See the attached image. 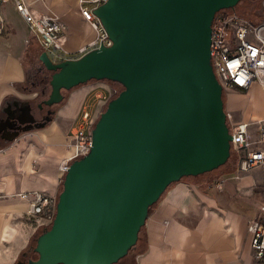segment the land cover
<instances>
[{
  "label": "water",
  "instance_id": "1",
  "mask_svg": "<svg viewBox=\"0 0 264 264\" xmlns=\"http://www.w3.org/2000/svg\"><path fill=\"white\" fill-rule=\"evenodd\" d=\"M239 1L106 0L92 12L110 46L56 63L39 53L50 71L47 106L91 80L122 88L97 117L89 152L69 163L54 218L36 237L38 258L30 264L119 262L171 184L227 161L231 136L210 32L215 14ZM17 103V113L0 119L6 142L52 120L32 125L30 104Z\"/></svg>",
  "mask_w": 264,
  "mask_h": 264
},
{
  "label": "crops",
  "instance_id": "2",
  "mask_svg": "<svg viewBox=\"0 0 264 264\" xmlns=\"http://www.w3.org/2000/svg\"><path fill=\"white\" fill-rule=\"evenodd\" d=\"M26 2L33 11L49 13L60 21L61 46L67 57H76V52L95 38L96 31L80 14L79 0ZM3 8L1 37L8 30L6 36L12 40L0 41V117L1 113L7 115L3 107L9 109V103L13 109L19 106L17 101L30 104L46 95L48 88L43 80L48 72H40L38 67L42 50L36 37L13 5L21 22L17 23L18 35L12 25H4ZM34 73L40 80L35 85L31 83ZM89 89L79 92V103ZM254 89L263 91L253 84L247 91L227 93L231 99L227 109L234 119L252 122V141L254 129L258 128L254 122L264 117V111L253 120L245 112L240 117L234 111L248 104ZM79 103L46 126L21 133L12 142L0 143V264H12L17 253L43 227L41 220L27 214L28 200L19 194L40 191L57 199L64 175L58 166L69 154L64 131L76 116ZM245 154L246 151L233 152L219 172L173 183L145 221L144 252L128 254L116 264H251L253 249L247 226L261 215L264 167L240 171L238 162Z\"/></svg>",
  "mask_w": 264,
  "mask_h": 264
},
{
  "label": "built area",
  "instance_id": "3",
  "mask_svg": "<svg viewBox=\"0 0 264 264\" xmlns=\"http://www.w3.org/2000/svg\"><path fill=\"white\" fill-rule=\"evenodd\" d=\"M9 1L36 37L41 50L54 63L78 58L101 44L111 45L105 30L92 12L106 0H79L80 14L96 31V36L76 52V57H67L61 46L63 26L57 17L33 11L26 0H0V36L3 32L2 8ZM261 4L262 15L255 23L226 10L218 11L212 20L210 61L223 91H247L253 84H257L264 92V0H261ZM92 98L103 103L109 100L107 95L98 91L92 94ZM85 101L86 97L80 101L76 116L64 131L65 147L69 154L58 166L63 174L72 160L87 154L91 148V130L96 119L93 107L85 104ZM225 115L231 136V151H246L245 156L239 159L238 169L246 172L253 167H264V117L254 122L258 124V137L254 143L250 134L252 122L236 120L231 112H225ZM216 187L220 188L221 185L216 183ZM19 196L28 200V215L41 220L43 227L51 224L55 215L56 198L40 191L23 192ZM247 230L253 249L251 264H264V201L260 217L251 221Z\"/></svg>",
  "mask_w": 264,
  "mask_h": 264
},
{
  "label": "rangeland",
  "instance_id": "4",
  "mask_svg": "<svg viewBox=\"0 0 264 264\" xmlns=\"http://www.w3.org/2000/svg\"><path fill=\"white\" fill-rule=\"evenodd\" d=\"M253 1H255L253 3L254 8L252 10H250V13L247 17L256 20V19L260 18L262 15V4H261V0H253ZM3 7H4L3 8L4 14L6 15L4 25H5V23L7 25H12V27L15 29L16 34L18 35V31L20 30V27L17 25V23L21 24V22H19L20 20H19L18 16H16V14L12 8L11 2L9 1ZM241 8L243 10L245 9L244 6H241ZM3 20H4V18H3ZM4 35L5 36H3V37L0 36V39H1L0 41H3V39H7V38H10V40H12L11 37L6 36V35H9L8 30H6ZM17 35H16V37H17ZM14 38L15 37H13V39ZM31 43L33 44V42H31ZM38 67H42L40 62H39ZM42 69H44V68L42 67ZM85 88H87V89L90 88L89 93L86 96L85 104H88V105L90 104L91 107H93L94 117H95V119H97L99 114L104 110L106 103L108 101L105 103L98 102L97 100H94L92 98V94L94 92L98 91V92H101V93L107 95L109 97V99H111L121 90L122 87L119 84H117L115 82H111V81L91 80L85 84L78 85V86H76L70 90H67V91L64 90L63 91L64 99L59 103V106L56 110V114L54 117L55 120L58 119L59 117H61L62 114H64V112H67V110H69L70 108H73L74 105L79 103V101H77L78 99H76V98L80 94L79 92ZM47 92H49V87L47 88ZM227 93L228 92L223 91L222 97H223L224 109H225V112H231L230 110L227 109V104L229 102H231L230 101L231 99L229 98ZM263 111H264V92L263 91L261 92L259 89H254L250 93L248 104H246L244 107L242 105L238 106V108L234 112L240 117L245 115L243 113V112H245V113H247L246 116L250 117V119L253 120L255 118L254 117L255 115H258ZM232 115H233V113H232ZM253 138L252 139L254 140V143H256V141H257V130H255V129L253 132ZM232 153L233 152L231 151L230 155H232ZM230 158H228V159H230ZM228 159L221 167H218L217 169H215L211 172H208L206 174H203V175L197 176V177H184V178H182V180L200 179L202 177L208 176L209 174L219 172L220 170L223 169V166H225L228 163ZM41 230H42V227L38 228V230L34 233V235L32 237H34L36 234L38 235L41 232Z\"/></svg>",
  "mask_w": 264,
  "mask_h": 264
},
{
  "label": "flooded vegetation",
  "instance_id": "5",
  "mask_svg": "<svg viewBox=\"0 0 264 264\" xmlns=\"http://www.w3.org/2000/svg\"><path fill=\"white\" fill-rule=\"evenodd\" d=\"M40 68H41L40 72L41 71L44 72V73L48 72V75H46V76L44 75L43 76L44 77L43 80L47 83V79H48V76L50 74V71H48L46 69L44 70V69H42V67H40ZM36 73H37V71H36ZM36 73H34L32 75L33 77L31 79V83H33V85H35L36 83L38 84L39 81H40L38 79L39 76L36 77ZM46 86H45V88H46ZM47 95H48V92H47L46 95L42 96L39 100L30 103V113H31V115H32V117L34 119L33 122L31 123L32 125L42 123V122L46 121L48 117H51L52 120L55 117L56 110H57L59 104H55V105H52V106H47V105L43 104V100L47 98ZM9 104H10V107H11L12 103H9ZM10 107H9V109L8 108L6 109V106L3 107V108H5V110H7L6 114H8V113H14V114L17 113V112H13L14 109L12 107H11L12 109H10ZM1 117H5V114L1 113ZM27 124H23V125H27ZM23 125H21V126H23ZM17 126H19V125L17 124ZM4 134H5V131L4 130H0V143L4 142V139L2 138V136ZM38 235L36 234L34 237H31V239L28 241L26 246L23 247L17 253V255L15 256V258H14V260L12 262V264H30V261H35L38 258V254L33 250L34 245H35V239H36V237Z\"/></svg>",
  "mask_w": 264,
  "mask_h": 264
},
{
  "label": "trees",
  "instance_id": "6",
  "mask_svg": "<svg viewBox=\"0 0 264 264\" xmlns=\"http://www.w3.org/2000/svg\"><path fill=\"white\" fill-rule=\"evenodd\" d=\"M255 1H253V0H240L233 8H229V9H223V10H226V11H228V12H235V13H237V14H239V15H241L242 17H244V18H246V19H248L250 22H252V23H255V22H257L260 18H258V19H256V20H254V19H251V18H249V17H247L248 15H249V13H250V10H252L253 8H254V5H253V3H254ZM241 6H244L245 7V9L243 10L242 8H241ZM231 154V153H230ZM231 157V155L228 157V158H230ZM230 159H228V161H229ZM226 166V165H225ZM225 166H223V167H225ZM221 167V166H220ZM206 173H208V172H206ZM206 173H204V174H206ZM201 175H203V174H200V175H197V176H201ZM197 176H194V177H197ZM191 177V176H190ZM184 178V177H183ZM172 185V184H171ZM170 185V186H171ZM169 186V187H170ZM168 187V188H169ZM167 188V189H168ZM166 189V190H167ZM165 190V191H166ZM164 191V192H165ZM163 192V193H164ZM163 195V194H162ZM156 204V203H155ZM154 204V205H155ZM154 205H152V206H150L149 207V209H148V214H150V212H151V210L153 209V207H154ZM143 227L144 226H142L141 228H140V230H139V233H138V238H137V241H136V243L129 249V251H128V253H127V255L128 254H135V253H142V252H144V250H145V246H144V233H143ZM126 255V256H127ZM124 258V257H123ZM122 258V259H123Z\"/></svg>",
  "mask_w": 264,
  "mask_h": 264
}]
</instances>
